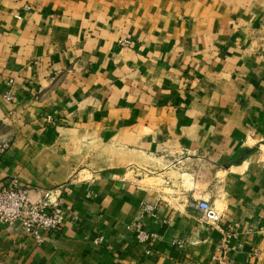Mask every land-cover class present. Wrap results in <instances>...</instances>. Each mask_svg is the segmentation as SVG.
<instances>
[{
	"label": "crops",
	"instance_id": "obj_1",
	"mask_svg": "<svg viewBox=\"0 0 264 264\" xmlns=\"http://www.w3.org/2000/svg\"><path fill=\"white\" fill-rule=\"evenodd\" d=\"M0 136L65 212L0 264H264V0H0Z\"/></svg>",
	"mask_w": 264,
	"mask_h": 264
},
{
	"label": "built area",
	"instance_id": "obj_2",
	"mask_svg": "<svg viewBox=\"0 0 264 264\" xmlns=\"http://www.w3.org/2000/svg\"><path fill=\"white\" fill-rule=\"evenodd\" d=\"M10 80L9 84H12ZM4 97L11 100L10 91ZM47 122L54 124L52 116H47ZM10 146L8 140L0 136V156H2ZM31 184H5L0 189V228L11 227L20 224L25 234L33 237L38 243L45 240L47 234L60 233L65 225V212L61 196L56 195L54 189H44L41 197L34 201L31 198ZM198 208L202 210L203 219L216 225L220 223V214L208 203L199 202ZM147 209H150L149 207ZM131 230L139 243L148 247L151 242L152 234L143 228L139 223L134 224ZM231 235V234H230ZM149 247L146 253H149Z\"/></svg>",
	"mask_w": 264,
	"mask_h": 264
}]
</instances>
